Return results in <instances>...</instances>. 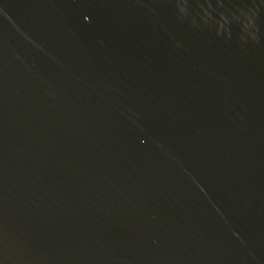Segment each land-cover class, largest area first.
Returning <instances> with one entry per match:
<instances>
[{"label":"water","instance_id":"water-1","mask_svg":"<svg viewBox=\"0 0 264 264\" xmlns=\"http://www.w3.org/2000/svg\"><path fill=\"white\" fill-rule=\"evenodd\" d=\"M0 264H264V0H0Z\"/></svg>","mask_w":264,"mask_h":264}]
</instances>
